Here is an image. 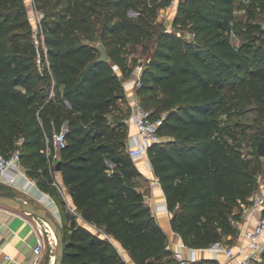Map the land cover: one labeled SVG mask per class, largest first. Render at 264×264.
Returning a JSON list of instances; mask_svg holds the SVG:
<instances>
[{
	"label": "trees",
	"instance_id": "trees-1",
	"mask_svg": "<svg viewBox=\"0 0 264 264\" xmlns=\"http://www.w3.org/2000/svg\"><path fill=\"white\" fill-rule=\"evenodd\" d=\"M104 1L68 0L57 12H47L38 42L26 0H0V149L21 140L28 174L55 197L62 218L70 222L68 229L63 226V264H128L116 242L136 264H178L140 189L143 175L127 146L131 110L124 105L123 77L131 75L138 59L131 65L114 36L125 29L141 35L140 25L125 16L120 0H111L116 9L106 15L97 38L88 27L71 22L86 20L89 2ZM236 2L179 0L174 29L157 31L138 86L140 102L151 116L164 114V139L149 148L148 156L164 189L173 229L194 248L238 235L236 223L259 186L262 169L256 145L264 137V105L254 120L251 155L214 114L226 105L225 88L240 78L241 70L256 78L264 96V25L247 22L246 36L237 44ZM257 7L264 14V0H251V19ZM95 41L107 48V60H98ZM63 126L67 144L58 158L75 210L58 197V158L55 150L46 152V135ZM78 213L98 231L80 223ZM211 261L201 258L192 264ZM263 263L264 255L251 264Z\"/></svg>",
	"mask_w": 264,
	"mask_h": 264
},
{
	"label": "rangeland",
	"instance_id": "rangeland-1",
	"mask_svg": "<svg viewBox=\"0 0 264 264\" xmlns=\"http://www.w3.org/2000/svg\"><path fill=\"white\" fill-rule=\"evenodd\" d=\"M122 3V11L126 17H129L138 22L140 25V35L134 29H125L121 33L114 36V40L122 43L123 48L127 53V57L130 59L134 55L137 59L142 58V62H147L148 57H150V51L154 40L156 38V33L161 28H166L173 30V20L176 15L177 6L179 0H120ZM68 0H26L28 5V13L32 22L34 33L36 34V39L38 42L43 39V28L42 21L45 18L47 12L54 11L57 12L63 7ZM251 0H237L236 2V19L234 30L236 32L234 41L239 44L243 41L246 36V23L249 21H258L264 25V14L262 10L258 7L255 8L254 18H250L248 14V6ZM92 10H88L84 13L85 21H80L78 19H71V22L77 28L88 27L89 33L94 38H97L98 33L103 25L104 19L108 13L116 9L111 0H106L100 4L89 2ZM142 17V19H141ZM69 19V18H68ZM114 18L113 21H116ZM146 20V21H145ZM83 38L85 36V30H80ZM191 36V35H189ZM132 42L137 44L133 46ZM97 45L101 42L95 41ZM143 44L145 46H143ZM149 45L148 48L146 45ZM136 55V56H135ZM119 70V68H116ZM259 84L253 76L249 74L248 70L240 71V78L233 82L227 84L225 88L227 103L224 107H219L214 111L224 124L229 127V129L234 132L240 144L242 145V150L245 154L251 155L254 149V138L253 135L257 133L254 128L255 119L259 115L258 108L264 105V96H261L258 92ZM54 91L51 90V95ZM250 126V127H249ZM247 127V128H244ZM20 139H16L11 144L7 145L5 149H0L5 151H12L15 149H20ZM258 144L256 147H258ZM262 169L259 170V186L260 182L264 181V156L261 158ZM140 184H143L144 178L141 177L139 180ZM0 193H8L18 195L16 190L0 181ZM59 198H64L62 193L59 192ZM58 199V198H57ZM251 203V198H250ZM249 203V204H250ZM246 204V205H249ZM56 203L51 204L42 203L39 204L41 207H46L52 210L60 223L68 229L70 222L64 220L58 210ZM237 211L240 208H236ZM26 215L32 216V214L27 213ZM41 227V231L49 234L51 240L54 243L52 234L48 227L45 225L43 220L37 216H32ZM234 237L231 239L229 236H223L219 240L227 244H233L235 241ZM52 243V244H53ZM264 264V263H263Z\"/></svg>",
	"mask_w": 264,
	"mask_h": 264
},
{
	"label": "crops",
	"instance_id": "crops-1",
	"mask_svg": "<svg viewBox=\"0 0 264 264\" xmlns=\"http://www.w3.org/2000/svg\"><path fill=\"white\" fill-rule=\"evenodd\" d=\"M133 58L134 55L130 57V59L128 58L131 65H134ZM142 61V58H139L138 62L134 65L131 75L123 77V84L126 91V102L124 105L125 108L131 110L130 117L133 118L136 115L135 103L141 100L138 94L137 81L146 64V61ZM127 126V146H131L139 141L138 128L134 120H129ZM134 159L144 178L143 184H140V189L144 192L146 201L151 207L153 214L167 233L171 250H175L177 248L176 243L181 240V236L173 229L171 212L167 207L166 195L162 184L153 170L148 155H139L134 157ZM13 173V170H8L6 178L11 177ZM54 177L55 184L62 193L65 201L72 210H75L73 197L63 180L62 171H54ZM9 186L14 188L19 196H22L24 199H27L36 205L42 203L51 204L54 202L56 203L55 206H58L55 197L50 192L41 189L35 181L32 182L23 175H18L15 183ZM32 216L26 215V212L15 211L11 208L0 205V264H54L56 246L54 243L52 244L49 234H46L44 231L42 232L46 244L41 257L39 259L35 258L34 246L37 243L40 234L39 228L41 227H39L38 223H36ZM250 216V206L246 204L243 205L242 218L236 223L239 232L235 238V243L241 238L245 227L255 221L258 217V213L252 214L251 221H249ZM78 221L92 230L98 231L95 225L86 221L79 213ZM116 243L118 247H122L119 242ZM123 249L128 264H136L128 250L125 248ZM197 255L200 258L214 259L216 264H237V260L227 261L225 255L214 254L203 249L198 250Z\"/></svg>",
	"mask_w": 264,
	"mask_h": 264
},
{
	"label": "built area",
	"instance_id": "built-area-1",
	"mask_svg": "<svg viewBox=\"0 0 264 264\" xmlns=\"http://www.w3.org/2000/svg\"><path fill=\"white\" fill-rule=\"evenodd\" d=\"M117 67L118 66L115 65V68ZM140 79L141 76L137 81L138 86L141 85ZM135 110V117L133 118L129 116L126 119L127 122L129 120H134L139 133L138 143L128 147L129 152L133 157L148 155L149 148L153 144L161 142L164 139V136L160 132V126L163 123L164 114L158 117L151 116L150 110L146 109L140 101L135 103ZM46 143L47 154L50 155L53 150H55L54 158H58L59 151L67 144L66 126H63L60 130L54 127L52 134L46 135ZM10 169L13 170L14 173L11 177L6 178V173ZM18 175H23L30 181L36 182V180L27 172V168L21 159L20 149H15L9 153L0 152V181L8 185H13ZM249 206L251 216L254 213H258V217L252 224L245 227L241 238L236 243L234 242L235 244H227L223 241H217L206 248H194L189 247L181 238V240L176 243L177 248L171 250V246L168 243V248L172 251V256L177 260V263L192 264L198 259H201L197 255V252L200 249L214 254H223L227 258V261L237 260V264H251L254 261H261L264 255V181L260 182V188L252 194ZM251 216L249 217V221H251ZM39 233L37 243L34 246L36 259L41 257L46 244V240L40 228ZM51 242L53 243L52 240ZM118 249L120 255L126 260L124 249L122 247H118ZM209 264H216V261L212 259Z\"/></svg>",
	"mask_w": 264,
	"mask_h": 264
},
{
	"label": "water",
	"instance_id": "water-1",
	"mask_svg": "<svg viewBox=\"0 0 264 264\" xmlns=\"http://www.w3.org/2000/svg\"><path fill=\"white\" fill-rule=\"evenodd\" d=\"M98 48L100 51L98 60H107L109 58L107 48L103 45V43H99ZM258 152L260 155L264 156V137H262L259 142ZM61 169L62 159L58 158L55 162V170L61 171ZM0 205L6 206L15 211L27 212L34 216L45 218L57 232L56 260L54 264H63L67 245L65 240V230L52 210L36 205L31 201L24 199L22 196L8 193H0Z\"/></svg>",
	"mask_w": 264,
	"mask_h": 264
},
{
	"label": "bare ground",
	"instance_id": "bare-ground-1",
	"mask_svg": "<svg viewBox=\"0 0 264 264\" xmlns=\"http://www.w3.org/2000/svg\"><path fill=\"white\" fill-rule=\"evenodd\" d=\"M40 218V217H39ZM43 220V222L45 223V225L48 227V229L50 230L53 240H54V245H57V232L56 230L49 224V222L45 219V218H41ZM55 260H56V249H55V256H54Z\"/></svg>",
	"mask_w": 264,
	"mask_h": 264
}]
</instances>
